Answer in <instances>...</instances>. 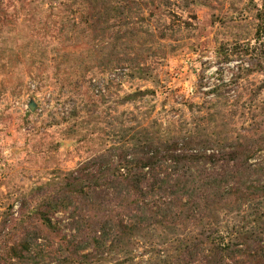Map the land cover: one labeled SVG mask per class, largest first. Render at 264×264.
Returning a JSON list of instances; mask_svg holds the SVG:
<instances>
[{
  "label": "rangeland",
  "instance_id": "obj_1",
  "mask_svg": "<svg viewBox=\"0 0 264 264\" xmlns=\"http://www.w3.org/2000/svg\"><path fill=\"white\" fill-rule=\"evenodd\" d=\"M174 142L264 160V0H0V264H176L179 241L210 232L253 247L264 199L236 194L173 229L151 219L102 254L74 247L71 219L86 213L71 174L110 188L94 201L115 226L105 159L114 169ZM59 201L73 203L51 216L55 236L40 219Z\"/></svg>",
  "mask_w": 264,
  "mask_h": 264
},
{
  "label": "trees",
  "instance_id": "obj_2",
  "mask_svg": "<svg viewBox=\"0 0 264 264\" xmlns=\"http://www.w3.org/2000/svg\"><path fill=\"white\" fill-rule=\"evenodd\" d=\"M149 151L148 154L134 156L125 152L114 169L110 160L105 159V173L109 181L116 178L111 185L114 199L122 201L119 209L124 211L118 214L120 219L115 226H108V219L112 218L107 216V212L100 216L101 210H96L99 205L94 201L103 194L108 197L110 188L103 190L90 185L94 184L95 176L91 172L85 173L83 167L71 174L76 196L85 199L75 202L80 203L79 209L86 213L71 219L70 230L74 233L75 248L80 250V246L88 242L93 252L102 254L109 242L112 245L120 236L121 241L124 240L139 229V225H145L151 219H158L153 220L154 224L169 230L179 225L177 220L193 221L197 216H204L211 207L221 208L234 194L247 202L264 199V160L251 163L254 155L250 157L236 149L231 153H223V150L184 153L185 150H180L177 142L161 149L150 144ZM155 169L162 170L164 175L154 173ZM114 171L116 177L112 174ZM84 184L88 185L84 188ZM239 201H233L232 206ZM157 202L160 203L157 205ZM72 203L57 202L54 214L46 205L40 219L42 229L47 233L52 230L55 236L63 235L60 225L57 223L55 227L52 224L51 216L68 212ZM132 205L139 210L129 220L130 223L124 224L123 216ZM141 205L143 208L140 209ZM88 211L93 212V216L88 217ZM241 240L240 243L247 244L251 239L243 234ZM179 242L180 254L176 264H223L236 258L239 261L237 264H264V235L260 233L251 241L253 247L226 244L225 239L214 232L208 235L201 233L193 239L186 237ZM231 248L234 251L229 255ZM75 252L77 255V250ZM84 256L88 258L91 255Z\"/></svg>",
  "mask_w": 264,
  "mask_h": 264
},
{
  "label": "built area",
  "instance_id": "obj_3",
  "mask_svg": "<svg viewBox=\"0 0 264 264\" xmlns=\"http://www.w3.org/2000/svg\"><path fill=\"white\" fill-rule=\"evenodd\" d=\"M209 89H210V88H209ZM209 89H207V91H208Z\"/></svg>",
  "mask_w": 264,
  "mask_h": 264
},
{
  "label": "water",
  "instance_id": "obj_4",
  "mask_svg": "<svg viewBox=\"0 0 264 264\" xmlns=\"http://www.w3.org/2000/svg\"><path fill=\"white\" fill-rule=\"evenodd\" d=\"M30 108L32 109V106Z\"/></svg>",
  "mask_w": 264,
  "mask_h": 264
}]
</instances>
